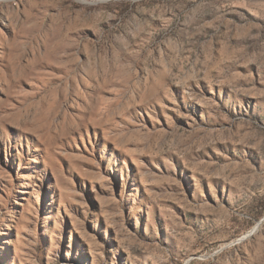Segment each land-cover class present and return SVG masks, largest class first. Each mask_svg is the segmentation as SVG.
I'll return each mask as SVG.
<instances>
[{
  "label": "rangeland",
  "instance_id": "374dc122",
  "mask_svg": "<svg viewBox=\"0 0 264 264\" xmlns=\"http://www.w3.org/2000/svg\"><path fill=\"white\" fill-rule=\"evenodd\" d=\"M0 264H264V0H0Z\"/></svg>",
  "mask_w": 264,
  "mask_h": 264
},
{
  "label": "bare ground",
  "instance_id": "6f19581e",
  "mask_svg": "<svg viewBox=\"0 0 264 264\" xmlns=\"http://www.w3.org/2000/svg\"><path fill=\"white\" fill-rule=\"evenodd\" d=\"M14 83H17L16 81ZM19 83V82H18Z\"/></svg>",
  "mask_w": 264,
  "mask_h": 264
}]
</instances>
